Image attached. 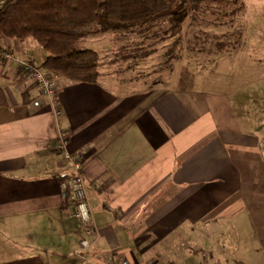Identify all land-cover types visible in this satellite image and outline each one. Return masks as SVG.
Masks as SVG:
<instances>
[{"label":"crops","instance_id":"0c3cea01","mask_svg":"<svg viewBox=\"0 0 264 264\" xmlns=\"http://www.w3.org/2000/svg\"><path fill=\"white\" fill-rule=\"evenodd\" d=\"M1 47L38 64L46 55L32 40L1 37ZM97 51L95 82L57 75L59 116L15 61L0 59L8 100L0 106V264H108L122 257L246 264L250 239L261 253L256 264H264V109L259 118L239 117L235 104L250 102L231 100L246 87V74L189 73L176 55L160 68L148 52L106 61ZM130 58L135 66L126 68ZM150 64L148 77H164L149 84L140 69ZM60 129L83 162L98 228L86 249L80 222L62 205L60 182L71 170L57 149ZM235 234L250 236L240 257Z\"/></svg>","mask_w":264,"mask_h":264},{"label":"rangeland","instance_id":"374dc122","mask_svg":"<svg viewBox=\"0 0 264 264\" xmlns=\"http://www.w3.org/2000/svg\"><path fill=\"white\" fill-rule=\"evenodd\" d=\"M206 3L207 6L197 8L198 17L190 11L180 28L153 26L151 30H156L157 33L148 40L143 41L142 36L126 30H108L82 37L77 46L100 50L106 61H122L125 54L148 52L157 63H162L158 64L160 68L163 65L170 67L181 58L187 60L189 73L203 68L237 70L241 76L245 73L246 87L232 95L231 100L250 102V107L235 104L239 117L248 115L259 118L264 109V0H206ZM118 35L119 43L116 42ZM34 44L42 50L35 42ZM117 44L118 49L112 48ZM106 46H110V49L104 48ZM131 58L134 59V55ZM131 58L126 59V62H131L125 64L126 68L135 66ZM147 66L150 68L140 69V77H148L147 72L154 68L151 64ZM162 70L165 72V69ZM128 74L134 78L139 72L127 71ZM160 76L164 77L156 71V74L146 78L147 83L150 84L159 78L162 80ZM232 237L237 242L234 254L240 257L243 254L241 248L245 245L244 240L250 236L235 234L230 236L231 239ZM248 244L251 251L246 250V253L252 256V260L244 262L256 264L261 253L257 250L254 240H247L246 245Z\"/></svg>","mask_w":264,"mask_h":264},{"label":"trees","instance_id":"16d2710c","mask_svg":"<svg viewBox=\"0 0 264 264\" xmlns=\"http://www.w3.org/2000/svg\"><path fill=\"white\" fill-rule=\"evenodd\" d=\"M204 6L206 0H6L0 8V38L32 40L46 54L41 64L36 62L44 70L95 82L99 52L79 48V39L126 30L148 40L157 33L153 26L180 28L190 11L198 17L197 8ZM7 103L0 85V106Z\"/></svg>","mask_w":264,"mask_h":264},{"label":"built area","instance_id":"2783aa9c","mask_svg":"<svg viewBox=\"0 0 264 264\" xmlns=\"http://www.w3.org/2000/svg\"><path fill=\"white\" fill-rule=\"evenodd\" d=\"M5 1L0 0V8L4 6ZM0 59L15 61L22 78L26 81L37 83L40 96L52 107L55 116L60 115L61 106L59 105V95L57 93L56 73L44 70L36 63L33 57L18 55L7 48H0ZM41 103V99L33 101L35 106H40ZM58 138L57 149L62 161L69 164L71 170L60 182L61 196L63 199L62 205L65 212L70 213L72 217L80 222L84 234L80 240V244L83 249H86L90 246L88 236L96 234L98 228L93 217V206L83 176V162L79 156L69 150L66 130L60 129ZM69 203L74 205V209L71 211L68 206ZM108 264L139 263H133L128 258L122 257L111 259Z\"/></svg>","mask_w":264,"mask_h":264}]
</instances>
